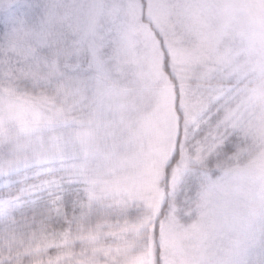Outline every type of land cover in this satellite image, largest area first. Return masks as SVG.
Segmentation results:
<instances>
[{
	"label": "snow or ice",
	"instance_id": "1",
	"mask_svg": "<svg viewBox=\"0 0 264 264\" xmlns=\"http://www.w3.org/2000/svg\"><path fill=\"white\" fill-rule=\"evenodd\" d=\"M0 264H264V0H0Z\"/></svg>",
	"mask_w": 264,
	"mask_h": 264
}]
</instances>
